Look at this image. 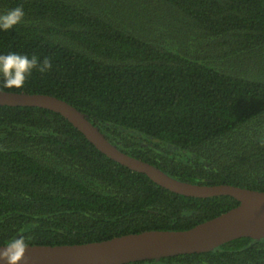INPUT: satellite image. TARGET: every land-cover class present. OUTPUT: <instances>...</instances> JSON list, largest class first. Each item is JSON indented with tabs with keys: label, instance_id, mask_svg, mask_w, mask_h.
<instances>
[{
	"label": "trees",
	"instance_id": "1",
	"mask_svg": "<svg viewBox=\"0 0 264 264\" xmlns=\"http://www.w3.org/2000/svg\"><path fill=\"white\" fill-rule=\"evenodd\" d=\"M17 6L23 22L0 30V54L52 68L0 89L68 101L180 180L264 191V0H0V14ZM238 204L162 187L53 110L0 105V244L184 230ZM127 264H264V238Z\"/></svg>",
	"mask_w": 264,
	"mask_h": 264
},
{
	"label": "water",
	"instance_id": "2",
	"mask_svg": "<svg viewBox=\"0 0 264 264\" xmlns=\"http://www.w3.org/2000/svg\"><path fill=\"white\" fill-rule=\"evenodd\" d=\"M0 105L41 107L60 113L108 157L131 170L145 173L170 191L202 198L229 195L239 201L220 215L184 230L152 229L85 243L28 244L20 264H127L207 252L240 237L264 238V191L225 183L208 185L180 180L118 148L85 113L52 94L0 89ZM6 245L0 244V248ZM0 264L5 262L0 261Z\"/></svg>",
	"mask_w": 264,
	"mask_h": 264
},
{
	"label": "clouds",
	"instance_id": "3",
	"mask_svg": "<svg viewBox=\"0 0 264 264\" xmlns=\"http://www.w3.org/2000/svg\"><path fill=\"white\" fill-rule=\"evenodd\" d=\"M25 12L22 6H17L0 14V30L9 31L23 22ZM52 68L49 57L40 60L36 55L29 57L26 54L10 52L0 54V87L9 89H22L33 72L41 74ZM28 244L23 237L10 240L6 246L0 248V261L5 264H20L25 258Z\"/></svg>",
	"mask_w": 264,
	"mask_h": 264
}]
</instances>
